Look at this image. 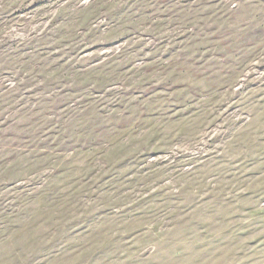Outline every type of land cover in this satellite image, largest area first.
<instances>
[{"label":"rangeland","instance_id":"1","mask_svg":"<svg viewBox=\"0 0 264 264\" xmlns=\"http://www.w3.org/2000/svg\"><path fill=\"white\" fill-rule=\"evenodd\" d=\"M0 264H264V0H0Z\"/></svg>","mask_w":264,"mask_h":264}]
</instances>
